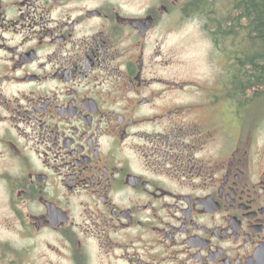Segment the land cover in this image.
Masks as SVG:
<instances>
[{"label":"flooded vegetation","instance_id":"obj_1","mask_svg":"<svg viewBox=\"0 0 264 264\" xmlns=\"http://www.w3.org/2000/svg\"><path fill=\"white\" fill-rule=\"evenodd\" d=\"M232 2L0 0V264H264V101Z\"/></svg>","mask_w":264,"mask_h":264},{"label":"trees","instance_id":"obj_2","mask_svg":"<svg viewBox=\"0 0 264 264\" xmlns=\"http://www.w3.org/2000/svg\"><path fill=\"white\" fill-rule=\"evenodd\" d=\"M196 4L205 5L206 0H198ZM228 17L241 19L242 41L247 42L244 49L253 50L257 57L256 97L264 95V0H233Z\"/></svg>","mask_w":264,"mask_h":264},{"label":"rangeland","instance_id":"obj_3","mask_svg":"<svg viewBox=\"0 0 264 264\" xmlns=\"http://www.w3.org/2000/svg\"><path fill=\"white\" fill-rule=\"evenodd\" d=\"M232 6L227 3V7ZM197 34L195 28L191 25L190 21L178 20V25L176 29V40H177V62H178V73L179 76H185L192 69V64L194 59H198V56H195L196 47L193 45V42H198ZM203 50L205 47L202 48ZM193 57V58H192ZM192 59V60H191ZM194 67V66H193ZM256 101H264V95L261 97L258 95ZM256 114L260 116V119L257 120L258 125H262V130L264 131V106H260Z\"/></svg>","mask_w":264,"mask_h":264}]
</instances>
